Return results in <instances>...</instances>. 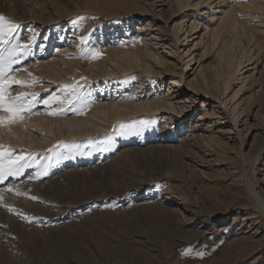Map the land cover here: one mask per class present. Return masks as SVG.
<instances>
[{"label":"rangeland","instance_id":"374dc122","mask_svg":"<svg viewBox=\"0 0 264 264\" xmlns=\"http://www.w3.org/2000/svg\"><path fill=\"white\" fill-rule=\"evenodd\" d=\"M131 1L0 0V14L21 26L16 39L31 43L33 48V55L24 59L23 65H14L18 70L12 73L16 79L31 86L14 85L10 89L11 95L24 92L31 96L35 93L41 100L51 99L50 94L58 95L60 100L51 102L56 108L60 103L66 105L75 86L76 91L90 92V99L95 101L83 114H78L86 115L96 103L129 102L135 105L167 94L170 81L164 83L167 81L163 79L165 76H148L140 69L128 76L106 73L102 77L93 76L84 68L79 70L80 64L89 61L106 62L110 69L113 51L134 50L144 54L149 48L166 54L164 48L167 47L168 51L176 48L181 57L171 59L174 65L166 66L164 71L162 68L157 71L168 72L169 76L172 74L179 80L188 59L180 53L184 49L182 38L172 31L174 23L170 20L172 10L176 11L175 0H133V4ZM143 9L147 10L144 12ZM189 15L194 16V11ZM241 18V22H248L249 29L258 26L256 20ZM74 19L75 24L72 23ZM146 23L155 32L157 28L161 29L159 40L149 32L138 34L137 28ZM205 27L201 26L200 36ZM261 34L256 31V35ZM82 36H89V41L81 43ZM242 40L247 47L246 40ZM233 41V38L227 39L233 55L240 57L242 48ZM108 46L113 48L112 54L107 50ZM204 46L207 55L203 59V72L210 82H214L225 69L220 67L217 54L207 41ZM250 46L251 55L255 57L258 48ZM91 47L100 49V58H89ZM59 48H70L74 52L63 54L61 58L66 59L62 62L60 56L54 58ZM198 52L201 55L203 49ZM43 54L46 59H41ZM43 61H54L61 69V77L52 78L49 69L40 66ZM190 80L192 77L187 83ZM199 82H202L201 78ZM248 87L244 93L247 97ZM257 90L253 91L256 93L254 113L264 111V91L259 93ZM181 94L186 106L180 112L161 111L158 113L161 119H156L157 114L148 113L121 117L110 132L107 130L92 137L63 140L32 149L0 139V148L16 154H30L37 166L47 165L51 159L47 176L25 179L35 171H43L34 167L27 169L19 181L11 182L12 192L0 185V189H5V193L0 191V264H264V212L256 198L251 197L253 191L250 189L252 185L257 186L264 195V157L261 161L256 157L264 154V113L259 116L260 123L253 124V116L249 118L252 124L249 130L244 125L245 115L237 122L239 115L232 112L225 97L214 94L207 98L183 90ZM33 108L46 117L53 116L41 104L34 103ZM205 113L206 117L199 121ZM32 115H25L22 121L5 127L18 124L27 127L26 119ZM67 115L75 114L69 112ZM140 120L151 124L142 130L138 124ZM33 134L42 138L38 132L33 131ZM105 138H111L109 151H101ZM184 142L188 144L185 146ZM61 144L76 147L60 149ZM69 151L73 159L57 162L54 158L57 152L68 154ZM256 168L260 170L256 171ZM179 195L189 199L196 213L187 212L191 222L185 223L182 216L171 209L172 199ZM32 196L37 200H32ZM234 205L240 208L239 216H222Z\"/></svg>","mask_w":264,"mask_h":264},{"label":"bare ground","instance_id":"6f19581e","mask_svg":"<svg viewBox=\"0 0 264 264\" xmlns=\"http://www.w3.org/2000/svg\"><path fill=\"white\" fill-rule=\"evenodd\" d=\"M123 1H126V0H123ZM124 3L126 4V2H124ZM128 3H129V1H128ZM131 3L133 4V0L131 1ZM106 4H107V2H106ZM115 4H116V2H115ZM125 4H123V5H125ZM108 5H111V4H108ZM139 5H141V3ZM175 5H176V11L172 10V18L170 20L172 24L174 23V25L172 27V31L174 34H176V36L178 35L179 37L182 38V48H184V49L182 51H180V53H182L184 55V58L188 59L187 64L184 66L185 68L181 69V71H180V74L178 76L179 80L176 79L177 76H171L172 74L169 76L168 72L157 71L158 68H162L164 71L165 70L164 68L166 66L169 67L170 65H174V61H172L171 59H179L181 57V56H179L180 54L177 52L176 48H171L168 51V48L166 47L164 49L166 50L167 53L163 54V53H160L157 51H151L147 47L148 48L147 53L140 54L134 50L127 51V52H119L118 51V52L114 53L113 48L111 46L110 47L108 46L107 50L109 52L113 51V57H111L109 59L111 62L110 65L112 66L110 69H108V67H107L108 65L106 64V62L102 63V62H97V61H89L85 64H82V65L80 64V66L78 65L80 67L79 70L83 69V68L85 71L89 70L91 72V74L93 76H96V77H98V76L102 77V74L106 75V73L107 74L108 73L118 74V75L123 74V75L128 76V75L134 73V70H136V69H140V71L146 73V75H148V76L149 75L150 76H155V75L165 76L163 79L167 80V81H165L164 83L167 84L168 81H170V87H169V91L167 94H165L164 96H161L160 98L159 97L155 98L152 101L144 102L142 104H135V105L129 104V102H125L126 104L125 103H119V102H112V103L111 102L110 103H108V102L102 103L101 102L99 104L96 103V105L93 106L91 108V110L86 115H78V114H75L72 116H70V115H56V116H52L51 118H49V117H46V115L44 113L33 114L32 116H30L26 119L28 121L27 124L29 123L30 127L29 126L25 127V125H23V124H18L17 126L15 125L12 128H7L5 126L0 127V139L5 140V142H7L8 144H11V145L25 146L27 148L32 149L35 146H39L40 148H44V147L49 146L51 144L59 143L60 141H63V140H73L74 141V140H78L79 138H85L87 136L92 137L95 135H99L100 133L106 132L107 130H109V132H110L112 130V128L115 126V123L117 122V120L119 121V119L121 117L122 118H129L132 115L136 116V114H138V113H148V114H157L156 119H158L159 118L158 113L161 111H164V112L179 111L180 112L181 109H183L184 106H186V102H184V100H182V98H181L182 97L181 96L182 90L183 91H189V92L195 93L197 95H205V97H207V98H210L211 95H214V94L218 95V96H222V98L225 97V101H226V103H228V105L231 106L232 112L236 115L237 114L239 115L237 117V122L241 116L244 117V115H245L246 119L244 120V125L247 128H249V130H251L252 124L249 123V118L251 116H253V119H254L253 124L260 123L261 121L259 120V116H260V114L264 113V111L261 112L260 110L257 111L256 113H254V110L256 108L254 105L255 104V97L254 96L256 93L253 92L255 88H258L257 91L259 93L261 91H264V26H262V24H264V0H195V1H192V0H175ZM202 6H203V8L201 9ZM111 7L114 9L113 6H111ZM122 7H124V6H122ZM140 7H138V8H140ZM106 8H108V7H106ZM130 8H133V6ZM125 9H127V8H125ZM136 9H137V7H136ZM115 10H117V9H115ZM143 10L145 12V10H147V9H143ZM129 11H131V10H129ZM190 11H194V16L189 15ZM109 12H111V11H109ZM109 15H110V13H109ZM241 16L244 18H248L250 20L252 19L253 22L256 20L258 23V26L255 25L256 26L255 27L253 25L254 26L253 28H255V29H251V28L249 29L247 26L248 22L246 23V22L240 21ZM190 21H192V23L189 25ZM142 24H140V26L137 28L138 34H140L141 32L142 33L149 32V33L154 35L156 40L160 39L159 35L162 32L160 28H157L156 32H159V33H156L155 30L153 31V29L149 23H146V26H144ZM203 25L206 26L204 29L205 32H204V34H202V36H200V34L202 33L201 26H203ZM250 27H252V26H250ZM151 29H152V31H151ZM256 31H258V33L262 32L263 35L262 34L256 35ZM193 37H194V39H190ZM229 37L233 38L234 39L233 42L238 43L239 46L242 48V50H241L242 54L240 57H236L233 55L232 45L227 43V39ZM242 39L246 40L247 47L243 45L242 41H244V40H242ZM206 41H207L208 45L210 44L213 52L214 51L216 52V54H217L216 56L218 57L220 67L225 69V71L223 73H219L220 75L218 74L219 75L218 80L214 81V82H210L207 79L206 75H204V72H203V66H204L203 65V59L207 55L206 54L207 48H205V46H204V43ZM78 45H80V44H78ZM165 45H166V43L163 46H165ZM250 45L251 46L254 45L255 48L256 47L258 48L257 49V55H255V57H253L254 54L251 55V50H249ZM148 46H149V44H148ZM69 49H64V50L61 48L57 49L55 54H54V58H58L60 56L59 58L62 59L61 57H63V54H66L67 52L69 53V51H70ZM202 49H203V53L201 55H199L198 51H200ZM115 50H117V49H115ZM72 52H74V51H72ZM110 54H112V52ZM167 54H168V56H167ZM42 58L46 59L44 54H43V57L41 56V59ZM65 59H66V57H65ZM65 59H62V62L65 61ZM66 61L69 62L70 60H66ZM76 62H75V64H76ZM36 63H37V61H36ZM64 65H66V64H64ZM40 66L47 67V69H49L48 71H49L50 76L52 78L61 77L60 76L61 75V72H60L61 69L60 70L58 69L59 66L57 64H55L54 61L48 62V63L44 62V61L40 62ZM196 66H198V67L196 68ZM70 67H71V65H70ZM75 67H76V65H75ZM84 70H82V71H84ZM76 71H74V72H76ZM197 71H198V75L197 74L195 75V73ZM68 72H69V70H68ZM190 77H192V80H190L187 83V79H189ZM199 78H201V81H202L201 83L199 82ZM237 86L239 88L237 90H235V88ZM247 87L249 88V91H250L248 97L244 94L245 91L247 90ZM122 102H124V101H122ZM193 103H195V101ZM122 104H124V105H122ZM246 112H247V114H246ZM182 113H183V111H182ZM182 113H179V114H182ZM212 114L215 115L214 113H212ZM205 117H206V113L204 115H201V118L199 117V121L203 120ZM159 119H161V118H159ZM33 131L38 132L42 138H40L38 136L36 137L33 134ZM232 133H233V131H232ZM249 133H250V131H249ZM249 133H248V135H249ZM200 136H203V135L200 134ZM213 137H215V136H213ZM213 137H210V138H213ZM216 139H218V138H216ZM207 140H208L207 142L209 143L208 138H207ZM210 140L212 141V139H210ZM203 141H204V137H203ZM187 142H189V141H187ZM187 142H184V145H185V143L188 144ZM181 145H182V143H181ZM220 145H223V144H220ZM172 147L176 148V146H172ZM180 148H182V147H180ZM162 149H163V146H162ZM260 150H262V149H260ZM177 151H178V149H177ZM179 151H181V149H179ZM124 155H126L125 152H124ZM127 156L129 157V155H127ZM256 157L258 160L261 161L260 158L264 157V154L260 153ZM177 162H178V160H177ZM177 165H178V163H177ZM254 165H255V163H254ZM178 166H180V165H178ZM255 166H257V163ZM181 167H183V166H181ZM258 168H256V171L258 170ZM183 170H185V167ZM181 171H182V169H181ZM187 171H188V169H187ZM191 171H192V173H194L193 169ZM72 172H74V171H72ZM202 172H203V170H202ZM67 174H68V172H67ZM70 174H72V173H70ZM187 177H188V175H187ZM199 177H198V179H201ZM205 177H206V175H205ZM252 178L254 180V177H252ZM253 182L254 181H252V184H254ZM12 183L8 186H13ZM251 187L252 188H250V189H252V191H253V193H252L253 195L251 197L254 196L256 198L257 203L259 204L262 211L264 212V197H263L264 195L262 196L260 190L259 191L257 190V188H256L257 186L255 187L254 185H252ZM1 193H5L4 190H2ZM195 201H196V199H195ZM171 209L173 212L180 214L182 216L181 219L184 220L185 223L190 221V219L187 216L188 211H190L192 213V215L193 214L196 215L195 211H193V209L191 207V203H190L189 199H186V197L183 198L180 195L175 197L174 199H172ZM239 209L237 206L234 205L233 207L228 209L227 213L222 214V216L226 215L227 218H229V216L231 217L232 215L233 216H239L240 215V212L238 211ZM262 215H264V214H262ZM236 219L237 218H235L234 220H236ZM176 222H177V219H176ZM228 250H230V249H228ZM224 257H221V258H224ZM225 258H228V257H225ZM221 260H223V259H221ZM213 263H216V262H213ZM216 264H218V263H216Z\"/></svg>","mask_w":264,"mask_h":264},{"label":"snow or ice","instance_id":"6c2138e0","mask_svg":"<svg viewBox=\"0 0 264 264\" xmlns=\"http://www.w3.org/2000/svg\"><path fill=\"white\" fill-rule=\"evenodd\" d=\"M76 22V19L72 21L73 24ZM20 27L21 26L18 23L10 21L6 16L0 14V127L11 126L22 121L25 115L28 114H39V112L35 111L33 108L34 103L47 107L48 114L53 116L67 115L69 112L83 114L87 107H90L95 101L90 99V92L84 93L82 91H76L75 86H73L74 94L71 99L67 100L66 105L60 103L56 108L52 107L51 102L59 101L60 97L58 95L52 96L50 94L51 99L43 98L42 100L35 93L31 94V96H28V94L24 92H18L15 96L11 95L10 89L14 85L31 86L16 79L15 75L12 74L14 71L18 70L14 69V65H23V60L33 55L31 43L27 41L21 42L16 39ZM89 39V36L80 37L81 43H87ZM11 41L15 42L11 43ZM101 55L102 53L99 48H90V59L95 60L100 58ZM23 71H27V69L23 68ZM138 124L141 126L142 130H146L151 122L140 120L138 121ZM121 127H123V125H121ZM102 143L105 146L101 148V151H109L111 138H105ZM75 147V145L68 144H61L58 146L60 149L69 150ZM54 158L58 162L64 159H73L74 157L72 156L71 151H69L68 154L57 152ZM50 165L51 159H49L47 165L37 166L34 157L30 154H25L24 152L16 154L11 150L5 151L0 148V185H4L8 192H12L13 189L8 186V184L12 181H19L21 177L25 176V171L27 169H32L34 167L42 168L43 171H35L33 174L25 177V179H38L49 174ZM31 199L35 201L37 200V197L32 196Z\"/></svg>","mask_w":264,"mask_h":264}]
</instances>
